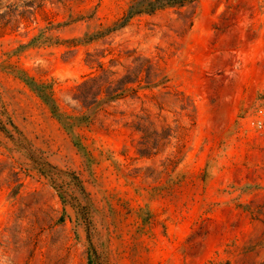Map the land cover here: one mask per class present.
I'll list each match as a JSON object with an SVG mask.
<instances>
[{
	"label": "rangeland",
	"instance_id": "rangeland-1",
	"mask_svg": "<svg viewBox=\"0 0 264 264\" xmlns=\"http://www.w3.org/2000/svg\"><path fill=\"white\" fill-rule=\"evenodd\" d=\"M142 1L0 0V264H264V0Z\"/></svg>",
	"mask_w": 264,
	"mask_h": 264
},
{
	"label": "trees",
	"instance_id": "trees-1",
	"mask_svg": "<svg viewBox=\"0 0 264 264\" xmlns=\"http://www.w3.org/2000/svg\"><path fill=\"white\" fill-rule=\"evenodd\" d=\"M200 0H143L141 5L138 4L139 9L137 12L141 13L143 8L149 11V13H154L155 11H158L160 9H164L169 6H185L192 3H195ZM133 12H131V15ZM57 108V106H56ZM68 120H71L70 118L66 117ZM60 119L63 121V117H60Z\"/></svg>",
	"mask_w": 264,
	"mask_h": 264
},
{
	"label": "built area",
	"instance_id": "built-area-1",
	"mask_svg": "<svg viewBox=\"0 0 264 264\" xmlns=\"http://www.w3.org/2000/svg\"><path fill=\"white\" fill-rule=\"evenodd\" d=\"M262 118H263V111L260 110L259 111V117L256 120L252 121L251 125L257 130H262L263 129V123H264Z\"/></svg>",
	"mask_w": 264,
	"mask_h": 264
}]
</instances>
